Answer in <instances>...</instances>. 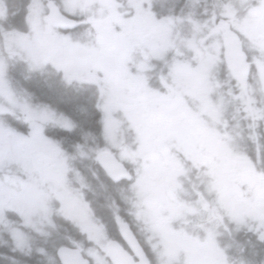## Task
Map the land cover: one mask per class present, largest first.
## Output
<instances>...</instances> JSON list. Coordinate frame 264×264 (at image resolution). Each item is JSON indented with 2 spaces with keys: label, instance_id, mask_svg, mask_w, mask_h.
Instances as JSON below:
<instances>
[{
  "label": "snow or ice",
  "instance_id": "1",
  "mask_svg": "<svg viewBox=\"0 0 264 264\" xmlns=\"http://www.w3.org/2000/svg\"><path fill=\"white\" fill-rule=\"evenodd\" d=\"M0 264H264V0H0Z\"/></svg>",
  "mask_w": 264,
  "mask_h": 264
}]
</instances>
